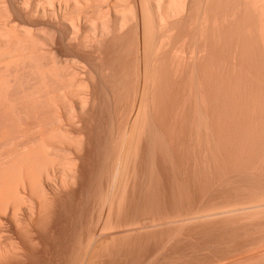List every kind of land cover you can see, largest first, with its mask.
<instances>
[{
	"label": "bare ground",
	"instance_id": "obj_1",
	"mask_svg": "<svg viewBox=\"0 0 264 264\" xmlns=\"http://www.w3.org/2000/svg\"><path fill=\"white\" fill-rule=\"evenodd\" d=\"M234 1L235 0H203L202 4H204V10L202 11H204L203 13L205 15V18L204 15L203 18L207 23L213 20L218 22L221 19L224 22L223 24L234 23L235 35L239 37L238 39L240 40L242 37L241 35L244 36L242 32L246 29L244 28L245 22L243 21H246L244 13L245 11L247 13V10H245L244 4L247 2L244 0L245 3H243V0H240L235 4ZM251 1V7H253L251 10L254 11L253 16L259 19L262 14L263 17L264 15L261 11H264V0ZM262 5L263 7L261 8ZM197 9L198 0H0V264H65L58 261L56 262L55 260L53 261L52 259H47L50 262H46L47 253L49 252L48 249V251L45 252L46 255L42 253V255H44V258L41 257L43 263L42 259L40 260L38 258L42 256L40 255L41 251L43 252V249L46 250L47 246L45 248L43 246L46 243L45 240L50 237L47 236V234L50 235L52 231H59V228L58 230L56 229V225L59 223L57 222V216L61 217L65 212L67 214L68 210L63 211L65 208L70 209L66 206L67 204H71L73 208L71 205H69V207L72 209L76 206L75 210H69L72 211V214L68 213L74 216V212L79 208L77 205H81L82 203L80 201L82 200V196L85 192L89 194L87 188L93 185L95 187H93V189H96V192L95 190L93 191L92 188L90 189L93 193L97 194H91V190L90 194L94 196V198L100 197V201L98 202H103H101V216L90 226H85L84 222L83 224L80 220L77 221L78 218L75 220L73 219L74 217L72 218L70 216L72 218V227L69 225L67 232L62 234L64 235L63 237H67L66 240L65 238L63 240H70L71 237L73 246L76 247V250L78 248L77 251H79L80 247L81 249L84 247L83 249L85 250L83 251H85V253L80 255V260H78L82 264L85 260H88L87 263L90 264H99V261L101 263V259L104 257L105 253H103V248L107 250L109 258L112 257L113 254H116L117 249L119 250L121 247L128 249L130 246L129 243H133V241H130L135 238L133 233H135V239H137L139 232H143V230H138V234L133 232L134 226L139 225L141 227L144 224H141L142 221H140V219L144 220L145 223H151V219L147 221V218H149V215L151 216L156 209L159 211V206L157 208L156 204L153 205L154 201L152 200L153 202H151L150 198H147V200L151 202L150 204L153 206L149 205L147 200L146 203L144 202L146 196L144 193L148 195L146 197H151L149 196V190L146 191L148 184L150 183V185H153L154 183L151 184V182H155L154 180H159L157 182H160L159 178L162 177L160 175H162L161 171L164 169L163 163L167 162L166 158L168 157V153H166V150H168L166 148V142H168L166 131L169 127L166 125H168L167 122L169 121L167 117L171 116V112H169L170 109H172V107L175 109V107L178 106L177 104H179V102L181 103V100L185 98L186 94L182 96L186 89L185 87L190 88L188 93L192 91L191 89H194L190 94H187L188 96H186V98H195L194 100L192 98L190 99L194 102V106L192 105L191 108L193 109L194 107L193 112L190 109L193 114L191 113L189 116L191 117L189 121L192 123L193 130L191 128V131H188L189 136L191 135V138H189L192 141L195 138L193 143L195 144L196 142V149L194 148L195 150L192 154L194 160L192 156V158H190L194 161V164L196 163V165L192 164L194 167H201L200 169L198 168L199 170L195 168L196 172L192 169L194 175L191 174L192 170H187L191 172H189L191 177L194 176L193 178H195V181L197 177L199 180L195 183L194 179H192L194 182L190 181L191 184L190 182L189 184L195 186L193 183L197 185L200 183L201 186L199 185L198 187L202 188V185L208 182V185L205 184L201 190L207 189L208 186L209 190L217 188L219 184L216 186L215 181L219 183L220 178L227 175L224 174L227 171V167L225 168V164L223 165L225 161L220 162L222 155H224H220L221 152L223 153L222 148H224L220 143H223L225 140L224 138V140L220 138L222 135L221 132L223 133V129L221 128L222 130H220V127L223 126L222 123H224V121L221 119L222 123H220L218 120L220 112L217 110H220L221 107L218 108L217 105L214 106L212 104L214 102V96H216V100L218 98L217 102H220V98L219 96L217 97V94L212 96L214 92L211 87L214 88L223 76L215 75L216 78L221 77L220 79L218 78V82L215 81L216 79L213 78V70L214 68L216 69V67H213L215 65L214 61V64L211 65L212 60L215 59L212 58L211 60V56L209 55L211 63H209L210 61L206 62L209 60H207L208 57L206 58V56H208L207 54H209L208 51L215 50L213 49L215 45L209 42L213 47H211L212 49L209 48L207 51V46L204 50L200 49L199 38H201V35L199 32L201 30H198V21H200L198 11L200 10ZM219 9L225 12V15L217 18ZM210 12H212L213 15L209 16ZM211 17H213V19H210ZM203 18L201 20H203ZM262 21L263 19L259 21L258 24L260 22L262 24ZM261 24L260 26H262ZM223 29L224 27L220 29V32L223 34L220 36L225 37L226 32ZM256 29L255 27V31ZM260 29L261 27L259 30ZM255 34L257 33L255 32ZM256 37L258 36L256 35ZM210 38V36L206 37L207 42L212 39ZM224 39L221 38L220 46L223 45L222 42ZM186 42L187 44L184 46ZM240 42L238 41V45L242 46ZM226 43L229 45L228 42ZM210 45H208V47ZM225 46L222 47L224 48ZM240 51L239 53L237 51V53L240 54ZM212 54H215V51L214 53L212 52ZM203 61L204 63L206 62V66L207 63H209L208 66L211 65L212 67L207 66V69L204 67L205 64H203ZM219 68H221V66ZM210 71L211 73H208ZM222 72L224 73V71ZM208 74H213V77L209 78L211 75L208 76ZM225 79L227 81V78ZM222 80L224 79H221L222 84L223 82H228ZM228 80L229 82L231 81L230 77ZM221 82L215 86V90L219 85L221 86L220 88L226 85H221ZM232 82L230 83L232 84ZM227 85L229 86V84ZM207 87V91H209V88L212 90H210L208 94L206 92ZM189 88L187 90H189ZM184 93H186V91ZM209 93H211L213 97L212 100ZM207 95H209V97ZM186 103L188 104V102ZM212 105L214 109L215 107L218 108L216 109L218 113L214 112L215 110H213ZM170 106L172 107L169 109L168 107ZM167 111L170 113L169 116ZM220 111L223 112L222 109ZM248 111L249 112H246V114H251L250 112H252V110L250 111L249 109ZM175 112L177 111H174V113ZM216 114L219 115L216 116ZM249 114L248 117L250 116ZM177 115L180 114L177 113ZM187 116L188 115H186V118ZM220 116V118H222V115ZM250 117L249 119L251 121L254 116ZM254 119L251 121L252 124L256 123ZM221 124L222 126H219ZM249 127L251 128L252 125ZM253 128H255L254 125ZM251 130L250 134L252 133ZM192 132L195 134V136H193L194 138L192 137ZM256 132H254L255 134L253 133L254 136L260 134L258 133V135H256ZM261 134L263 133L261 132ZM218 138L220 140H218ZM261 139H259L258 142H260ZM254 140H256V142H254V145H256L258 139ZM261 141L264 142L263 140ZM189 143L192 142L190 141ZM194 144H189L192 150L193 148L191 146H194ZM219 144L223 147L220 146V148ZM262 147L264 148V146ZM190 151L189 153H192V151ZM223 157L226 158V156ZM224 158L221 160H224ZM151 166L152 168L155 166V168L152 170L150 169ZM199 173H201L200 178L197 176ZM202 174H205L204 177H207L206 180ZM186 176H188V173ZM190 176L188 177L190 178ZM225 177L223 178L226 179ZM223 180L221 179L220 182ZM183 182L186 183V186H190L186 180ZM210 182L211 184L214 182L212 184L214 186L213 188L211 184H209ZM253 183H255V180ZM253 183L241 184L239 187L240 189L236 187L238 184L231 185L232 188L235 187L234 190H236L238 194H247L248 203L242 201L243 204H237V202L225 203L222 201L223 203L212 207L209 215L212 214V211H218L220 213L223 210L225 212L227 210L237 211V209H241L243 212L247 210L245 215L251 214V218H249L248 222L246 221V224L242 221L245 224L244 228L252 227V229L249 228L248 230L251 229L250 231L252 232L255 230L253 228H257L259 231L258 227L264 226V221L262 222L263 219L261 217L264 216V201L260 202V197H257L258 199L255 198L259 196L257 194L256 196L253 194V197L251 192L252 190L255 192V187L258 186V182L257 184ZM221 184L223 185L224 183L222 182ZM221 184L220 186H222ZM135 185L140 188L141 194L144 195L142 197H140L141 194L139 195L141 199L144 197V201L141 200L140 203L138 202V205H144L143 207L147 205L150 209L147 206V209L142 207L138 208L136 205L137 202L135 200L133 201V199L136 198V196L133 198L134 193L136 195V191L134 192ZM230 187L227 188L232 189ZM189 188L190 187H187V189ZM258 188H260V185ZM178 189L180 192L177 193L181 196L180 194H183L181 190L183 191L184 188L181 190L180 188ZM187 189L184 191H187ZM151 190H154V188L150 189V191ZM257 191L259 190L257 189ZM186 194L191 196H188L189 199H192V193L188 191ZM186 194L184 192V197L183 195L181 196L184 200H188L185 199L187 197H185ZM87 196L91 197L90 195ZM260 196L264 198V190H262ZM182 198L179 204L181 203L183 205L185 202ZM192 200L189 201L190 203L186 201L187 205L188 203L189 205L194 204ZM261 200L263 199L261 198ZM86 203L87 202L84 204ZM133 204H135L134 207L138 209L132 215V218L136 216L134 219L131 218V210L132 212L135 211L134 208H132ZM201 205L204 206L203 203ZM84 206L85 205H83V207ZM152 207L155 210H151ZM139 209L142 210L143 216L140 214ZM188 210L186 209V211ZM206 210L209 211L210 208ZM120 211H122V215ZM137 211L142 217L146 215L147 218L146 216L145 218L140 216L136 221V218H138ZM146 211L147 213H145ZM195 213H198V211L196 210ZM217 213H215V215ZM187 215L183 214L181 217L185 218ZM192 215H194V211ZM190 216L191 215H188L187 217ZM227 216L224 215V217ZM181 217L177 216L176 218ZM210 217L213 218L212 215ZM220 217L219 222L230 218V216L223 219H220ZM154 218L155 217H153V219ZM176 218L174 217L173 220ZM183 218L181 219L184 220ZM131 219L135 221L132 222ZM216 219L215 222L218 221V218ZM74 220L76 222H73ZM156 220L153 221L154 223L152 222L151 225L153 224L156 226V223H159V221L156 222ZM212 220L214 222L215 219H211L209 222ZM148 223L143 226L146 227V225H149ZM177 223L178 222H176V224ZM181 223L178 226L176 225V230L179 226L180 229H182ZM170 225L171 224H169V226ZM228 225H230L229 222L226 228H230ZM137 226L135 227L138 229ZM182 226L184 227V225ZM169 229L170 228H167V231ZM171 230L172 229L169 230V233L173 232ZM182 231L183 230H181V234ZM206 231L207 230L204 232ZM57 232L56 234L58 235L59 233ZM155 232H157V230H155ZM234 232L236 233V231ZM143 233H140V239H142ZM152 233H154L153 230L151 234ZM140 234L138 235L139 237ZM177 234L178 233H176V235ZM62 235L60 237H62ZM169 236H172L171 241L173 237H175V235L172 234ZM150 238L151 237H149V239ZM208 238L210 237L208 236L207 239ZM135 239L134 241H137ZM139 241L140 240H138V242ZM172 243H174V241ZM177 243L179 244V241ZM128 244L129 246L127 247L126 245ZM141 244L143 245V241ZM263 244H261L262 247ZM122 245L125 246L123 247ZM137 245L135 246L137 247ZM101 248L103 255L99 254ZM164 250L165 249H163L162 252ZM146 252L147 251H145V253ZM198 252H200V250ZM63 253H65V251ZM80 253L82 252L80 251L79 254ZM143 257L145 258V255ZM241 258L243 257L241 256ZM103 259L106 260V258ZM38 260H40L41 263H38ZM138 262L137 264H139Z\"/></svg>",
	"mask_w": 264,
	"mask_h": 264
},
{
	"label": "rangeland",
	"instance_id": "obj_2",
	"mask_svg": "<svg viewBox=\"0 0 264 264\" xmlns=\"http://www.w3.org/2000/svg\"><path fill=\"white\" fill-rule=\"evenodd\" d=\"M240 0H235L234 1V3L235 4H237L238 2H239ZM245 1L247 2V3H245ZM243 0V3H245L244 4V8H245V10H247V13H246V11H245V15H244V18H246V21L244 20L243 22H245L244 24H245V27L244 28H246V29H244L245 31H243L242 32V34H244V36L243 35H241L242 37H241V39L239 40L238 38L239 37H237L236 35H235V32H234V29H235V24L234 23H225V24H223L224 22L222 21V19L221 20H219L218 22H215V20H213V21H209V23H207L206 21H205V15H204V11H202V10H204V4H202L203 3V0H198V9L197 10H200V11H198L199 12V18H200V21H198V27H199V33H200V37L201 38H199V46H200V49H202V50H204L205 48H206V46H207V51H208V49L209 48H211L212 46L209 44V42L210 43H212V45H215L214 47L215 48H213V49H215V50H209L208 51V53L209 54H207L208 56H206V58H207V60L209 59V55L211 56L210 58H211V60H212V58H214L215 60H212V63H211V60L209 59L208 61H206V62H209V63H211V65L212 64H214L215 63V65L213 66V67H216V69L214 68V70H213V72H214V77L212 76L213 74H208V76L209 75H211L209 78H211V77H213V78H215L216 80L215 81H217L218 82V80L223 76V77H225V78H227V81H226V79L225 78H221V79H224V80H222V81H225V82H227V83H224L223 82V84H222V82H221V79H220V81L219 82H221L220 84L221 85H224V84H226L225 86H228L227 84H229V86L228 87H225V86H222L223 88H220L221 86L219 85L217 88H216V90L214 89L215 88V86H217L218 85V83L214 86V88L213 87H211V86H209V87H211V89L213 90V92L214 93H212L213 95L212 96H214V95H216L217 94V97L219 96V98H220V102H217L218 101V98H217V100H216V96H214V98L211 96V93H209L210 94V96H211V100H212V98H213V100H214V102H217V103H214L213 101V105L215 106V105H217V107L219 108V107H221L220 108V110L222 109V111L223 112H221L220 110H217L218 112H220V115H222V118H220L221 116L219 115V114H216V116L217 115H219V117H218V120L220 121V123H222L221 122V119H222V121H224V123H222L223 124V126H222V124L221 125H219V126H222V127H220V130H222L223 131V133L221 132V140H224L223 141V143H220V144H222L223 146H224V148H222L223 150V153L221 152V154L220 155H222V154H224V155H222V157L223 156H226V158H224V160H221V159H223L222 157H221V159H220V162L221 161H225L224 163H223V165L225 164V168L227 169V171L226 170H224V171H226L224 174H227V175H225V176H222V178H220V180L222 179H224L223 177H225L226 179H224L223 181H221L220 182V180H219V183H217L215 180V185L217 186V184H219L218 186H217V188H216V186H215V188L216 189H210L209 190V186H208V188L207 189H203V190H201L202 188H203V186H205V184H207V183H205L204 185H202V188L200 187H198L199 185H200V183H199V185H197V184H195L196 183V181L198 180V177H197V179H196V181H195V178H193V177H191L190 175L192 174V175H194L193 173V170H195V168H199V167H194L193 165H196V163L194 164V161H192V154H193V151L196 149L195 147H196V142H195V144L193 143L194 141H195V138L193 137V136H195V134L192 132V137L194 138L193 139V141L190 139L191 137V135L189 136V131L188 130H190L191 131V128H192V130H193V127H192V123H190V119L189 118H191V117H189L190 115H191V113L193 112V109H194V107H193V109H191L192 108V105L194 106V102H193V100L195 99H193L192 97V99L193 100H190L189 98H186V96H188L187 94H190L194 89H191L192 91L190 92V93H188L189 91H190V88L189 87H185L186 89L184 90V92L186 91V93H184L183 92V95L182 96H184V94H186L185 95V98L183 99V100H181L182 102L180 103L179 102V104H177L178 106L177 107H175V105H174V107H175V109L172 107V106H170V107H168L169 109L172 107V109H170V111L169 112H171V116H169L170 115V113H168V111H167V113H168V116L169 117H167L168 118V121L169 122H167L168 123V125H166L167 127H169V129L167 128V131H168V133H167V131H166V134H167V141L168 142H166V148L168 149V150H166V153H168L167 155H168V157L166 158L167 160V162H165V163H163V170L161 171L162 172V175H160V176H162L161 178H159L160 179V182H157V181H159V180H154L155 182H151V184L152 183H154L153 185H150V183L148 184V186H147V188H146V191H148V192H150V194L148 193V192H146V193H148L149 194V196H151V197H146V196H148L147 194H145L144 193V195H146L145 196V201H144V197H143V199H141L140 197H142V196H144L143 194H141V192H140V188L137 186V185H135V190H134V192L136 191V195H135V193H134V197L133 198H135V196H136V198L135 199H133V201L135 200L136 202H137V204H136V202H135V204L137 205V207L138 208H145V209H147L146 208V206L145 207H143V206H139L138 204L141 202V200H143L145 203H146V200H147V198H150V200H151V202H153L152 204L153 205H155L156 204V206H157V208H158V206H159V211H157V209H156V211H154V213H152L151 214V216L149 215V218H147V216H146V218H147V221H148V219H151L150 221H151V223L153 222V221H155L157 218V220H156V222L157 221H159V223L157 224L156 222V226L155 225H151V223H148V222H144V220H141L140 219V221H142L141 222V224H143V225H145V224H149V225H151V226H149V225H146V227H144L143 225L140 227L139 225L137 226V225H135V226H137L138 227V229L134 226V231L133 232H136L137 234H138V230H143V232H139V234L140 233H143L144 235V237L142 236V239H140L141 238V234H140V237L137 235V239H135L136 238V235H135V233H133V235L135 236V240H137V241H134V239H132V237H131V241L130 242H132L133 241V243L131 244V243H129L130 244V246H129V244L128 245H126L127 247H128V249H126V248H120L119 246H117V247H119L120 249L118 250L117 249V247H116V249H117V252H116V254H113V256L112 257H108V252H107V250H105L103 247V253H104V257L102 256L103 254H102V248H101V251H100V253L99 254H102L101 256L103 257V258H106V260L105 259H101V263H100V261H99V264H137V262L139 263V264H148V263H150V264H156V262H157V264H264V226L262 225V227L260 226V227H258L259 228V231H258V229L257 228H253V229H255V230H253L252 232L250 231L251 229H252V227H246V228H244L245 226V224H246V221L248 222L249 221V218H251V214H248V215H245L246 214V212H247V210H244V212L240 209H237V211L236 210H231V211H222V212H218L219 214H221V215H219L217 212H215V211H212V216H213V218H211L210 216L211 215H209V212L211 213V209H212V207L213 206H215V205H217V204H221V203H223V202H225V203H229V202H231V203H233V202H237V204H243V202L244 203H248V201H247V194H243V195H240V193L238 194L237 193V191L236 190H234V188L235 187H233L232 188V186L234 185V184H238V186L236 185V187H238V189H240L239 187H240V185L241 184H246V183H248V184H252L253 182H254V180H255V183H253V184H257V182H258V186L260 185V188H258V186L257 187H255L256 188V190H255V192H253L254 190H252V195L254 194L255 196H256V194L257 195H259V196H256L255 198H259L260 197V199H259V201L260 202H262V201H264V198L263 197H261L260 195H261V192H262V190H264V148L262 147V146H264V142H262L261 140H263L264 141V127H262V126H264V16L262 17V14H261V18L263 19V21H262V24H261V22L258 24V22L259 21H261L262 19L259 17V19H256L255 18V16H253L254 15V11L253 10H251V9H253V7H251L252 6V1L251 0ZM264 2V1H263ZM251 4V5H250ZM261 4H262V1H261ZM264 4V3H263ZM200 7V8H199ZM251 7V8H250ZM263 7V5L261 6V8ZM263 10H264V7H263ZM252 11V12H251ZM261 12H263V15H264V11H261ZM260 13V12H259ZM202 14V15H201ZM203 15H204V18H203ZM211 15H213L212 14V12H210V14H209V16H211ZM223 15H225V12H223L222 10H218V12H217V18H220L221 16H223ZM214 17H216V16H214ZM203 18V20H201ZM207 18H209V17H207ZM254 18V19H253ZM210 19H213V17H211ZM254 20V21H253ZM202 21H203V23H202ZM257 21V22H256ZM258 25H257V24ZM260 24L262 25V26H260ZM201 27H200V26ZM255 25V26H254ZM209 26V27H208ZM204 27V28H203ZM222 27H224V29L223 30H225V37H222V36H220L222 33L220 32V29L222 28ZM231 27V28H230ZM255 27L258 29H256V31H255ZM261 27V29H262V31H261V29L259 30V28ZM201 28V29H200ZM226 29H227V31H226ZM204 30V31H203ZM259 32V34H260V36H259V34H258V32ZM255 32L257 33V34H255ZM203 34V35H202ZM215 34H216V36H215ZM223 35V34H222ZM256 35L258 36V37H256ZM208 36H210L211 38V40L210 41H208L207 42V39H206V37H208ZM221 37V38H225V39H227V40H225L224 39V41L222 42L223 43V45H219L220 44V42H221V38L219 39V38ZM244 37V38H243ZM171 39V38H170ZM245 39V40H244ZM229 40V41H228ZM244 40V41H243ZM238 41L240 42V44L242 43V46L240 45H238L239 43H238ZM185 42V41H184ZM226 42H228V44L229 45H227V43ZM221 43V44H222ZM244 43V44H243ZM186 44H187V42L184 44V46H186ZM227 45V46H225V45ZM208 45H210L209 47H208ZM245 45V46H244ZM222 46H225L224 48L222 47ZM237 46H238V50H237ZM229 49H228V48ZM241 48V51H240V48ZM211 48V49H212ZM227 48V49H226ZM247 50H245V49ZM242 49H243V52H242ZM214 51H215V54H212V52L214 53ZM237 51H238V53H239V51L241 52L240 54H238L237 53ZM213 55V57H212V55ZM239 56H241V57H239ZM246 57V59H245V57ZM241 60H240V59ZM244 58V59H243ZM213 61H214V63H213ZM206 62L204 63V61H203V64H205L204 65V67H206L207 69H208V67H212L211 65L210 66H208V64L209 63H207V66H206ZM242 62V63H241ZM240 63V64H239ZM243 63H245V64H243ZM244 65H245V67H244ZM221 66V68H219ZM225 67V68H224ZM242 67V68H241ZM218 68V69H217ZM223 68V69H222ZM211 69V68H210ZM242 69H244V70H242ZM221 71V72H220ZM222 71H224V73L222 72ZM212 72V73H213ZM208 73H211V71L210 72H208ZM220 74V75H219ZM222 74H224V75H222ZM227 74V75H226ZM215 75H217V76H221L220 78L219 77H217L216 78V76ZM229 77H230V82H232V84L229 82ZM208 78V77H207ZM219 78V79H218ZM215 81H214V83H215ZM189 88V90H187ZM220 88V89H219ZM225 88V89H224ZM210 88H209V91H207L208 90V87L206 88V92H207V94H208V92H210V90H211ZM219 89V90H218ZM222 89V90H221ZM211 90V91H212ZM221 90V91H220ZM216 92V93H215ZM194 93V92H193ZM222 94V95H221ZM195 95V94H194ZM221 95V96H220ZM189 96H191V95H189ZM208 97H209V95H207ZM227 96V97H226ZM183 98V97H182ZM187 99V100H186ZM221 99H223V100H221ZM190 100V101H189ZM238 100V101H237ZM242 100V101H241ZM225 101V102H224ZM185 102V103H184ZM186 102H188V104L186 103ZM191 104H190V103ZM184 103V104H183ZM191 106H190V105ZM241 104V105H240ZM255 106H254V105ZM183 105H185V106H183ZM188 105V106H187ZM213 105H212V108H213V110H215L214 112L215 113H218V112H216V109H218L217 107H215V109H214V107H213ZM254 108H253V107ZM244 107V108H243ZM256 107V108H255ZM225 108V109H224ZM179 109V110H178ZM181 109V110H180ZM190 109H191V111H190ZM250 109V111L252 110V112H250L251 114H249V113H247L246 114V112H249L248 110ZM173 110V111H172ZM189 110V111H188ZM253 110H255V111H253ZM174 111H177V112H175L174 113ZM225 111V112H224ZM234 111V112H233ZM242 111H244V112H242ZM173 112V113H172ZM189 114H188V113ZM242 112V113H241ZM177 113L178 114H180V115H177ZM222 113V114H221ZM225 113V114H224ZM242 115H241V114ZM252 113H254V114H252ZM174 114V115H173ZM183 114V115H182ZM193 114V113H192ZM248 114L251 116V117H253L252 118V120L251 121H253V119L254 120H256V123H257V125H256V123L255 124H252V122L250 121V119H249V117H248ZM173 115V116H172ZM177 115V116H176ZM186 115H188L187 116V118H186ZM223 115H224V117H223ZM230 115V116H229ZM241 115V116H240ZM247 115V116H246ZM243 116H245V117H243ZM175 117H178V118H175ZM181 117V118H180ZM243 117V118H242ZM250 117V118H251ZM220 118V119H219ZM177 119H179V120H177ZM186 119V120H185ZM238 119H240V120H238ZM245 119V120H244ZM248 120V121H247ZM189 121V122H188ZM232 121V122H231ZM238 121V122H237ZM243 121V122H242ZM247 122V123H246ZM249 122V123H248ZM251 122V123H250ZM255 122V121H254ZM253 122V123H254ZM262 122V123H261ZM190 125V126H188V125ZM235 124V125H234ZM243 125V126H241V125ZM250 124V125H249ZM177 125V126H176ZM248 125V126H247ZM252 125V127L250 128L249 126H251ZM253 125H254V127L255 128H253ZM171 126V127H170ZM257 126V127H256ZM259 126V127H258ZM245 127V128H244ZM176 128V129H175ZM222 128V129H221ZM244 128V129H243ZM259 128H261V129H259ZM227 129V130H226ZM241 129H242V131H241ZM246 129H247V131H246ZM251 130V134H250V130ZM259 129V130H258ZM239 130V131H238ZM244 130V131H243ZM248 130H249V132H248ZM255 130V131H254ZM260 130H261V132L263 133V134H261V132H260ZM176 133H175V132ZM219 131H218V135H219ZM241 131V132H240ZM257 131V132H256ZM228 132V133H227ZM230 132V133H229ZM248 134H247V133ZM254 132H256L257 134L256 135H258V133H260L261 134V137H262V139H261V137H260V134L258 135V136H254L253 135V133ZM191 133V132H190ZM237 133V134H236ZM241 133V134H240ZM244 133V134H243ZM246 134V135H245ZM255 134V133H254ZM176 135V136H175ZM237 135V136H236ZM240 135V136H239ZM248 135V136H247ZM252 135V136H251ZM241 136H243L244 137V139H243V137H241ZM249 136H251V137H249ZM190 137V138H189ZM253 137H254V139H258L257 140V143H256V145H254L255 143L254 142H256V140H254L253 139ZM256 137V138H255ZM258 137V138H257ZM260 137V138H259ZM224 138V139H223ZM227 138V139H226ZM235 138V139H234ZM243 140H242V139ZM250 138H252V139H250ZM173 139V140H172ZM259 139H261L260 140V142H258L259 141ZM192 142V143H189L190 141ZM218 140H220L219 138H218ZM232 140V141H231ZM239 140V141H238ZM241 140V141H240ZM253 140V141H252ZM235 141H237V142H235ZM220 142V141H219ZM241 142V143H240ZM243 142V143H242ZM250 142V143H249ZM263 144H262V143ZM202 143V142H201ZM225 143V144H224ZM228 143H230V144H227ZM237 143V144H236ZM247 143V144H246ZM169 144V145H168ZM176 144V145H175ZM180 144V145H179ZM189 144L190 145H193L194 144V146H191L192 148H193V150L190 148V146H189ZM219 144V147L220 146H222V145H220ZM239 144H240V146H239ZM253 144V145H252ZM246 145V146H245ZM172 146V147H171ZM222 146V147H223ZM225 146H227V147H225ZM238 146V147H237ZM242 146H244V147H242ZM255 146V147H254ZM260 146H261V148H260ZM189 147V148H188ZM228 147H230V148H228ZM195 148V149H194ZM221 148V147H220ZM243 148V149H242ZM263 148V149H262ZM227 149H229V150H227ZM259 149V150H258ZM188 150V151H187ZM192 151V153H189V151ZM225 150V151H224ZM228 152H227V151ZM242 150H243V152H242ZM190 151V152H191ZM220 151H221V149H220ZM219 151V152H220ZM170 153H171V155H170ZM186 154V155H185ZM188 154H191V155H188ZM192 156V157H191ZM262 156V157H261ZM171 157V158H170ZM173 157V158H172ZM191 157V158H190ZM189 158H190V160H189ZM171 159V160H170ZM227 159V160H226ZM186 160V161H185ZM193 160H194V157H193ZM187 161H188V163H187ZM227 161V162H226ZM229 161V162H228ZM172 162V163H171ZM173 165H171V164ZM228 163V164H227ZM166 164V165H165ZM175 164V165H174ZM190 164V165H189ZM193 164V165H192ZM222 164V163H221ZM184 165V166H183ZM188 165V166H187ZM198 165H200V164H198ZM197 165V166H198ZM223 165H222V167H223ZM179 169H178V168ZM188 167V168H187ZM155 168V166H153V168H152V166H151V168L150 169H154ZM201 168V167H200ZM199 168V169H200ZM225 168H222V169H225ZM229 168V169H228ZM188 169H190V170H192L191 172L190 171H187ZM198 169V170H199ZM174 170V171H173ZM183 172V173H182ZM191 174H190V173ZM195 172H196V170H195ZM199 172V171H198ZM179 173H181V174H183V175H181V174H179ZM186 173V174H185ZM187 173H188V176H190V178L188 177V176H186L187 175ZM175 174V175H174ZM200 174L201 173H199L197 176H199V178H200ZM205 175V174H204ZM204 175L202 174V176L204 177ZM223 175V174H222ZM244 175H245V177H244ZM178 176V177H177ZM185 176V177H184ZM196 176V175H195ZM201 176V177H202ZM229 177H230V179H229ZM175 178V179H174ZM187 178H189V179H187ZM205 178V177H204ZM204 178H202V179H204ZM207 178V177H206ZM206 178H205V180H206ZM192 179H194V181H195V183H193L194 181L192 180ZM219 179V178H218ZM217 179V180H218ZM237 179V180H236ZM163 180V181H162ZM176 180H177V182H176ZM186 180V182H188V184H189V182L190 181H193L192 183H193V185H195V186H192V185H190L191 184V182H190V186H186V183H184L183 181H185ZM188 180V181H187ZM204 180V181H205ZM207 180H209V179H207ZM169 181V182H168ZM175 181V182H174ZM199 181V180H198ZM227 181V182H226ZM253 181V182H252ZM263 181V182H262ZM157 182V183H156ZM174 184H173V183ZM181 184H180V183ZM183 182V183H182ZM224 183L223 185H225V186H223L221 183ZM238 182V183H237ZM155 183H156V185H155ZM198 183V182H197ZM204 183V182H203ZM214 183V182H213ZM212 183V184H213ZM229 185H228V184ZM184 185V187H183V185ZM202 184V183H201ZM209 184H211V182L209 183ZM211 184V186H212V188L214 187L213 185ZM220 184L222 185V186H220ZM226 184H227V186H226ZM149 185H150V189H152V188H154V190H151L150 191V189H149ZM175 187H174V186ZM184 188H182L181 186ZM208 185V184H207ZM207 185H206V187H207ZM232 185V186H231ZM89 186H90V184H89ZM92 186V185H91ZM201 186V185H200ZM220 186V187H219ZM231 186V187H230ZM88 187V186H87ZM93 187H94V185L92 186V187H90V188H92V190L94 191L95 190V192H96V189H93ZM187 187H190L191 188V190H190V188L189 189H187ZM227 187H230V188H232V189H229V188H227ZM89 187L87 188V190H89V194H86V192H85V194L82 196V200H80L82 203H81V205H77V207H79V208H77L78 210L76 211V212H74L75 213V215L74 216H71L70 214H68V213H71L72 214V211H69L70 209H72L73 207H72V205L71 204H67L66 206H68V208H70V209H64L63 211H66V210H68L67 211V214H66V212H65V214H62V216L60 217V216H57L58 217V221L57 222H59L57 225H56V229L58 230V228H59V231L57 232L56 230H54V231H56L57 233H59L58 235L56 234V232H51V234L50 235H48L47 234V236H50L51 237V235H52V233H53V235H54V237H53V235H52V237L50 238V237H48L45 241H46V243L44 244V248L46 247V250L45 249H43V252L41 251V254L40 255H42V253H44V255H46V251H48L49 250V252L47 253V257H49V258H47L46 257V260L48 259H52L53 261L55 260L56 262L58 261V262H61V263H65V264H82V263H80V261H78V260H80V255H83V253H85V251H83V250H85V249H83L84 247H82V249H81V247H80V249H79V251H77L78 250V248H77V250H76V247H74L73 246V241H72V239H71V237H70V240L68 239L67 241H65L66 240V238L67 237H63L64 235H62V234H64V232H67V230L69 229V225L72 227V218L73 219H75L76 220V218H78V220L77 221H81V223H85V226H90V225H92L93 224V222H95L96 221V219H98L100 216H101V213H102V204H101V202H98V201H100L99 200V198L98 197H95L94 198V196H92L91 194L93 193V191L90 189ZM95 188V187H94ZM137 188V189H136ZM139 188V189H138ZM173 188H174V190H173ZM178 188H180V190L181 189H183V191L181 190V193L183 192V194H184V192H185V194H186V192H190V193H192L193 194V196H192V199L190 198L189 199V197H191V196H189V195H185V197L187 196H189L188 198L186 197L185 199H188V200H184L181 196L183 195V194H180L181 196H179L178 195V193L180 192L179 191V189ZM195 188V189H194ZM255 188H253V189H255ZM177 191H176V190ZM187 189V191H184V190H186ZM237 189V188H236ZM257 189L259 190V191H257ZM90 190H91V194H90ZM176 191V192H175ZM192 191V192H191ZM196 191V192H195ZM202 191V192H201ZM157 192V193H156ZM178 192V193H177ZM238 192H240V191H238ZM88 193V192H87ZM174 193V194H173ZM196 193V194H195ZM203 193V194H202ZM206 193H208V194H206ZM94 194H97V193H93V195ZM141 194V195H140ZM189 194V193H188ZM192 194H190V195H192ZM87 195H90L91 197H89V196H87ZM139 195H140V197H139ZM217 195V196H216ZM254 195H253V197H254ZM90 199H88L87 197ZM98 196V195H97ZM184 200V204L182 205L181 203L179 204V202L180 201H182L181 200V198ZM183 197H184V195H183ZM204 197H205V199H204ZM241 197H243V198H241ZM252 197V196H251ZM252 197V198H253ZM180 198V199H179ZM208 198V199H207ZM239 198V199H238ZM257 198V199H258ZM261 198L263 199V200H261ZM97 199V200H96ZM179 199V200H178ZM197 199V200H196ZM233 199V200H232ZM87 200V201H86ZM102 200V199H101ZM153 200V201H152ZM166 200V201H165ZM190 200H192L193 201V203L194 204H190L191 205V207H190V205H189V201ZM196 200V201H195ZM240 200V201H239ZM89 201V202H88ZM92 201V202H91ZM162 201V202H161ZM189 202L188 203V205H187V202ZM223 201V202H222ZM243 201V202H242ZM247 201V202H246ZM256 201V200H255ZM85 202H87L86 204H84ZM139 202V203H138ZM147 202H148V200H147ZM151 202H148L149 203V205H151L150 203ZM156 202V203H155ZM178 204H177V203ZM212 202H213V204H212ZM220 202V203H219ZM239 202H241V203H239ZM103 203V202H102ZM145 203H141V204H145ZM197 203V204H196ZM204 204V206H202L201 204ZM216 203V204H215ZM264 203V202H263ZM85 205L84 207H83V205ZM135 204H133V207L132 208H134V210L135 211H133L132 212V210H131V218H132V215H133V213L134 212H136V210H138L137 208H135L134 207V205ZM159 204V205H158ZM69 205H71V207H69ZM153 205H151V206H153ZM197 205V206H196ZM99 206V207H98ZM179 206V207H178ZM183 208H182V207ZM184 206H185V209H184ZM196 206V207H195ZM76 207V206H75ZM75 207H74V209H72V210H75ZM83 207V208H82ZM95 207V208H94ZM97 207H98V210H97ZM148 207V206H147ZM161 207V208H160ZM172 207V208H171ZM174 207V208H173ZM188 207H189V210H188ZM199 207V208H198ZM87 208V209H86ZM149 208V207H148ZM163 208V209H162ZM182 208V209H181ZM193 208H195V209H193ZM201 208V209H200ZM210 208V210L209 211H207L206 209H209ZM150 209V208H149ZM152 209H154L153 207L151 208V210ZM186 209L188 210V211H186ZM191 209H192V211H191ZM200 209V210H199ZM205 209V210H204ZM86 210V211H85ZM140 211V214L142 215V210L141 209H139ZM155 210V209H154ZM181 210V211H180ZM198 211V213H195V211ZM145 211V210H144ZM149 211V210H148ZM193 211H194V215H192L193 214ZM202 212V211H206V212H202V213H200V212ZM236 211V212H235ZM241 211H242V213H241ZM122 211H120V213H121ZM150 212H153V211H150ZM150 212H149V214H150ZM184 212V213H183ZM232 212V213H231ZM63 213V212H62ZM137 213H138V211H137ZM145 213H147V211L145 212ZM144 213V214H145ZM163 213V214H162ZM180 213H181V215H180ZM184 215H191L190 217H185V218H183V217H181L183 214ZM192 213V214H191ZM205 213V214H204ZM214 213V214H213ZM215 213H217L216 215H215ZM228 215V216H230V218L229 219H224V221H220L219 222V217H220V219H223V218H227L228 216L226 215V214ZM230 213V214H229ZM236 213H238V214H236ZM82 214V215H81ZM123 213H121V215H122ZM139 213L137 214V217L138 218H136V221H137V219H139V217L141 216ZM154 214H156V215H154ZM168 215V216H166V215ZM175 214V215H174ZM178 214V215H177ZM195 214H196V216H195ZM204 214V215H203ZM208 214V215H207ZM225 216H227V217H224V215ZM243 214V215H242ZM61 215V214H60ZM85 215V216H84ZM94 215V216H93ZM135 215H136V213H135ZM148 215V214H147ZM160 215V216H159ZM199 215V216H198ZM201 215V216H200ZM207 215V216H206ZM233 215V216H232ZM72 218H71V217ZM143 216V215H142ZM141 216V217H142ZM145 216L144 217H142V218H145ZM164 216H165V218H164ZM171 216V217H170ZM181 217V218H183L184 220H182L181 218H176V217ZM203 216V217H202ZM214 216H219V217H214ZM261 216V215H260ZM83 217H84V219H83ZM119 217H120V215H119ZM122 217V216H121ZM136 217V216H135ZM134 216H133V218L132 219H134L135 218ZM153 217H155L154 219H153ZM175 217L176 219L175 220H173V218ZM208 217V218H207ZM232 217V218H231ZM245 217V218H244ZM262 217V222L264 221V216H261ZM168 218V219H167ZM170 218V219H169ZM204 218V219H203ZM216 218H218V221L217 222H215L217 219ZM59 219H61V220H59ZM82 219V220H81ZM121 219V218H120ZM123 219V218H122ZM131 219V220H132ZM153 219V220H152ZM161 219V220H160ZM172 219V220H171ZM180 219V220H179ZM208 219V220H207ZM211 219H215L214 220V222H213V220L211 221V222H209V220H211ZM71 220V221H70ZM73 221V222H76V221ZM94 220V221H93ZM177 220V221H176ZM188 220V221H187ZM191 220V221H190ZM195 220H196V222H195ZM204 222H202V221ZM133 221H135V220H132V222ZM139 221V220H138ZM146 221V220H145ZM149 221V222H150ZM174 221V222H173ZM209 223H208V222ZM231 221V222H230ZM242 221H244L245 222V224H244V222H242ZM167 222V223H166ZM176 222H182L181 224L182 225H184V227L181 225V228L182 229H180V226L179 227H177V230H176V225L178 226L179 224L177 223L176 224ZM185 222V223H184ZM189 222H191V223H189ZM228 222H229V224L230 225H228V227H230V228H226L227 227V224H228ZM242 222V223H241ZM83 223V224H84ZM135 223V222H134ZM154 223V222H153ZM184 223V224H183ZM187 223H188V225H187ZM196 223V224H195ZM199 223V224H198ZM136 224V223H135ZM139 224H140V222H139ZM169 224H171L170 226H169ZM204 224V225H203ZM223 224V225H222ZM237 224V225H236ZM134 225V224H133ZM167 225V226H166ZM175 225V226H174ZM203 225V226H202ZM217 225V226H216ZM226 225V226H225ZM57 226H59V227H57ZM225 226V227H224ZM237 226V227H236ZM70 227V228H71ZM148 227V228H147ZM157 227V228H156ZM163 227V228H162ZM174 227H175V229H174ZM188 227V228H187ZM202 227V228H201ZM206 227H208L209 228V230L210 231H212V232H210L209 230H208V228H206ZM217 227V228H216ZM137 230H136V229ZM141 228V229H140ZM167 228H170V229H172L171 231H173L172 233H169V230L167 231ZM221 228H225L224 230L223 229H221ZM249 228H251L250 230H248ZM262 228V229H261ZM185 229V230H184ZM200 229V230H199ZM227 229V230H226ZM233 229V230H232ZM237 229V230H236ZM247 230V231H245V230ZM152 230H153V232L154 233H152L151 234V232H152ZM155 230H157V232H155ZM164 230V231H163ZM180 230V231H179ZM181 230H183L182 231V234H181ZM205 230H207L206 232H204ZM215 230H216V232H215ZM229 230V231H228ZM240 230V231H239ZM162 231H163V233H162ZM170 231V232H171ZM188 231V232H187ZM228 231V232H227ZM234 231H236V233L234 232ZM250 231V232H249ZM149 232V233H148ZM168 232V233H167ZM179 232H180V235H179ZM187 232V233H186ZM241 232V233H240ZM245 234H244V233ZM56 234V237H55V234ZM174 233V234H173ZM176 233H178L177 235H176ZM192 233H194V234H192ZM223 233V234H222ZM246 233H247V236H246ZM249 233V234H248ZM146 234V235H145ZM157 234H159V235H157ZM161 234H162V236H164V237H162L161 236ZM170 234H172V235H175V237H173V239H172V241H171V238H172V236L170 237L169 235ZM196 234V235H195ZM205 234V235H204ZM212 234V235H211ZM216 234V235H215ZM62 235V237H60ZM153 235V236H152ZM156 237H155V236ZM167 235V236H166ZM46 236V237H47ZM58 236V237H57ZM178 236V237H177ZM210 237V238H208L207 239V237ZM236 236V237H235ZM246 238H245V237ZM258 236V237H257ZM149 237H151L150 239H149ZM177 237V238H176ZM223 237V238H222ZM65 238V240H63ZM153 238V239H152ZM155 238V239H154ZM157 238V239H156ZM169 238H170V240H169ZM175 238V239H174ZM192 238V239H191ZM219 238V239H218ZM242 238H245V239H242ZM144 239V240H143ZM180 239V240H179ZM207 239V240H206ZM259 239V240H258ZM49 240V241H48ZM138 240H140L139 242H138ZM157 240V241H156ZM187 240V241H186ZM142 241H143V245L141 244L142 243ZM148 243H147V242ZM174 241V243H172ZM179 241V244L177 243ZM191 241V242H190ZM233 241V242H232ZM236 241H237V243H236ZM262 241V242H261ZM47 242H48V244H47ZM71 242V243H70ZM136 242V243H135ZM162 242H163V244H162ZM170 242V243H169ZM180 242H181V244H180ZM188 242V243H187ZM235 242V243H234ZM166 243V244H165ZM183 243V244H182ZM185 243V244H184ZM194 243V244H193ZM47 244V245H46ZM138 244V245H137ZM145 244H147V245H145ZM153 244V245H152ZM155 244V245H154ZM162 244V245H161ZM170 244H171V246H170ZM175 244H177V245H175ZM198 244V245H197ZM231 244V245H230ZM233 244V245H232ZM236 244V245H235ZM261 244H263V247H262V245ZM135 245H137V247L135 246ZM139 245H141V246H139ZM167 245V246H166ZM183 245V246H182ZM203 245V246H202ZM206 245V246H205ZM208 245H209V247H208ZM218 245V246H217ZM253 247H251V246ZM121 246V245H120ZM123 246V245H122ZM125 246V245H124ZM123 246V247H124ZM151 246V247H150ZM169 246V247H168ZM173 246V247H172ZM222 246H223V248H222ZM230 246V247H229ZM259 246V247H258ZM140 247V248H139ZM145 249H144V248ZM166 247V248H165ZM168 247V248H167ZM219 247V248H218ZM221 247V248H220ZM244 247V248H243ZM41 248H42V246H41ZM135 248V249H134ZM165 249L163 252H162V250L163 249ZM180 248V249H179ZM183 248V249H182ZM194 248V249H193ZM202 248V249H201ZM209 248V249H208ZM216 248H217V251H216ZM227 248H228V250H227ZM237 248V249H236ZM246 248V249H245ZM253 249V250H251V249ZM48 249V250H47ZM63 249H65V250H63ZM115 249V250H116ZM126 249V250H125ZM167 249V250H166ZM178 251H177V250ZM261 249V250H260ZM76 250V251H75ZM122 250H124V251H122ZM136 250V251H135ZM143 252H142V251ZM170 250V251H169ZM180 250V251H179ZM200 250V252H198ZM212 250V251H211ZM243 250V251H242ZM249 250H251V251H249ZM258 250V251H257ZM65 251V253H63ZM75 251V252H74ZM82 252V253H80L79 254V252ZM88 251V250H87ZM121 251V252H120ZM126 251H128V252H126ZM134 251V252H133ZM142 252V253H140V252ZM145 251H147L146 253H145ZM208 251H210V252H208ZM233 251V252H232ZM245 251V252H244ZM248 251V252H247ZM259 252V253H257V252ZM74 252V253H73ZM89 252V251H88ZM130 252V253H129ZM166 252V253H165ZM168 252V253H167ZM206 252V253H205ZM224 252V253H223ZM229 252H230V254H229ZM240 252V253H239ZM115 253V252H114ZM134 253V254H133ZM145 253V254H144ZM150 253V254H149ZM158 253H160V254H158ZM163 253V254H162ZM186 253V254H185ZM205 255H204V254ZM209 255H208V254ZM237 255H236V254ZM255 253V254H254ZM76 254V255H75ZM121 254V255H120ZM131 254V255H130ZM142 254V255H141ZM158 254V255H157ZM220 254V255H219ZM222 254V255H221ZM225 254H226V257H225ZM235 254V255H234ZM44 255H42V256H40L38 259H42L41 257H43L44 258ZM119 255V256H118ZM126 255V256H125ZM136 256V258H135V256ZM138 255V256H137ZM145 255V258L143 257ZM148 255V256H147ZM157 255V256H156ZM177 255V256H176ZM194 255V256H193ZM198 255V256H197ZM224 255V256H223ZM229 255V256H228ZM231 255H232V257H231ZM234 255V256H233ZM118 258H117V257ZM134 256V257H133ZM206 256H207V260H206ZM219 256H221V257H219ZM241 256L243 257V258H241ZM245 256V257H244ZM256 256V257H255ZM51 257V258H50ZM79 257V258H78ZM114 257V258H113ZM130 257V258H129ZM133 257V258H132ZM160 257H162V258H160ZM191 257V258H190ZM205 257V258H204ZM239 257V258H238ZM70 258V259H69ZM112 258V259H111ZM138 258H141V259H138ZM144 258V259H143ZM156 258V259H155ZM201 259V260H198V259ZM204 258V259H203ZM124 259V260H123ZM135 259H136V261H135ZM160 259V260H159ZM183 259V260H182ZM188 261H187V260ZM209 259V260H208ZM220 259H221V261H220ZM229 259V260H228ZM235 259V260H234ZM236 259H238V260H236ZM248 259V260H247ZM40 260H38L39 262L38 263H41L40 262ZM46 261V262H50V261ZM91 260V259H90ZM111 260V261H110ZM172 260V261H171ZM179 260V261H178ZM193 260V261H192ZM206 260V261H205ZM219 260V261H218ZM225 260V261H224ZM234 260V261H233ZM45 261V260H44ZM74 261V262H73ZM86 261V262H85ZM84 262H83V264H86L87 262H88V260H85ZM116 261V262H115ZM126 261H128V262H126ZM135 263H134V262ZM145 261V262H144ZM183 261V262H182ZM192 261V262H191ZM226 261H227V263H226ZM231 261V262H230ZM78 262V263H77ZM82 262V261H81ZM90 262V261H89ZM114 262V263H113ZM153 262V263H152ZM199 262V263H198ZM217 262V263H216ZM223 262V263H222ZM237 262V263H236ZM42 263H43V259H42ZM45 263V262H44ZM87 264H90V263H87Z\"/></svg>",
	"mask_w": 264,
	"mask_h": 264
}]
</instances>
